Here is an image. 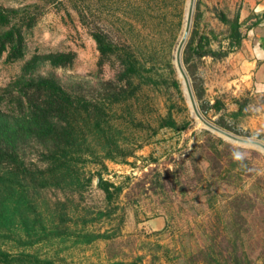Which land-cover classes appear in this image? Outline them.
Wrapping results in <instances>:
<instances>
[{
  "label": "rangeland",
  "instance_id": "374dc122",
  "mask_svg": "<svg viewBox=\"0 0 264 264\" xmlns=\"http://www.w3.org/2000/svg\"><path fill=\"white\" fill-rule=\"evenodd\" d=\"M65 1L64 6L42 8L36 25L27 35L25 58L34 52L74 50L76 59L71 67L46 65L39 73H52L65 86L75 82L93 85L99 78L96 67L98 53L95 42L80 23L73 6L81 8L92 21L99 17L101 11L109 16L110 12L106 10L109 5H100L103 0ZM200 1L198 28L212 38L211 47L214 49L227 43V26L218 19L215 10H222L229 17L238 13L244 38L253 26L255 13L252 6L257 0ZM34 3H40V0H0L4 7ZM160 3L164 10L153 11V21L145 18L139 31L131 34L136 44L152 47L159 72L167 74L165 62L168 59L173 63V76L180 82L187 106V111L182 110L176 118L190 119V126L179 131L163 128L154 135L134 133L137 145L141 144L134 148L132 156L123 160H105L104 165L85 164V171L95 174L99 169L104 180L121 185L122 190L109 203L104 192L95 186L96 177H93L83 197L72 198L79 205L76 214L89 210L87 218H92V222L84 227L79 221L69 224L75 230L105 232L108 238H98L85 244L77 242L75 236H69L34 244L27 247V251L71 264H108L114 260L129 262L138 257L144 264H216V260L224 264L228 250L233 248L234 256L242 262L246 259V264H264V148L260 146L264 145V96H254L251 86L247 85L251 81L249 74L252 68L244 66L247 63L243 64L247 56L244 54L242 58L238 54L245 45L242 43V47L221 59L203 57L198 61L205 99L210 104L215 100L224 104L219 112L210 109L204 117L194 98L201 115L198 117L176 62L190 0H161ZM181 8L183 19L181 27H178L177 14ZM181 52L182 48L180 59ZM22 62L0 59V92L19 74ZM181 65L185 71L182 60ZM112 73L108 67L103 76L110 77ZM147 92L145 101L148 105L144 110L145 114H151L149 116L165 113L168 104L176 103L177 109L180 106L172 88L161 85ZM236 100L243 102L244 106L233 115L239 106ZM2 108L8 110L9 107L2 104ZM14 108L11 107L12 110ZM219 115L238 132L217 126L215 121ZM24 155L28 160L38 162L33 147H27ZM207 183L213 191L211 194L204 187ZM57 199H64L58 190L41 192L43 206H46L45 202ZM43 210L46 215L48 210L46 207ZM98 210L111 213L95 218ZM4 247L16 249L12 243H6Z\"/></svg>",
  "mask_w": 264,
  "mask_h": 264
},
{
  "label": "trees",
  "instance_id": "16d2710c",
  "mask_svg": "<svg viewBox=\"0 0 264 264\" xmlns=\"http://www.w3.org/2000/svg\"><path fill=\"white\" fill-rule=\"evenodd\" d=\"M160 1L103 0L99 4L109 5L106 9L110 12L109 16L101 11L99 17L92 21L81 8L73 6L80 23L95 42L99 78L93 85L75 82L68 86L52 73L40 74L39 71L46 65L52 68L71 67L76 59L74 50L34 52L25 58L27 35L36 25L42 8L64 6L66 1L40 0V3L21 7L0 4V59L3 57L6 62L23 61L19 74L0 92V264H71L41 257L26 248L69 236H75L77 242L85 244L98 238H108L105 232L75 230L69 224L79 221L84 227L92 222V218H87L89 210L76 214L79 205L72 198H82L93 177H98L97 188L104 192L109 203L122 190L121 185L104 180L99 169L95 174L85 171V164L104 165L105 160H123L132 156L134 148L141 144L137 145L134 133L154 135L163 128L179 131L190 126V119L176 118L182 110L187 111V106L180 82L173 76V63L168 59L165 62L167 74L159 72L152 47L136 44L131 34L139 31L145 18L153 21V11L164 10ZM200 3V0L194 2L181 60L199 111L206 117L210 109L219 112L224 104L220 100L210 104L205 99L198 61L203 57L221 59L228 56L241 46L244 33L238 13L229 17L226 12L215 10L218 19L227 26V43L226 46L212 48V38L198 28ZM113 5L116 6L112 13ZM177 15V24L181 27L182 8ZM108 67L113 73L104 77ZM161 85L175 91L180 106L177 109L176 103L168 104L165 113L149 116L151 114H145L144 110L148 105L145 101L147 91ZM2 104H7L8 110H4ZM238 104L233 115L244 106L243 102ZM13 106L15 110L11 109ZM215 123L221 128L238 132L222 115ZM27 147L35 149L38 162L26 158ZM209 186L208 183L204 185L211 194L213 191ZM45 189L60 191L64 199L45 202L46 206H43L40 198ZM44 207L48 210L46 215ZM110 213L98 210L95 218ZM6 243H12L16 249L5 248ZM227 254L224 264H246V259L242 262L234 256L233 248ZM108 264L144 263L138 257L129 262L114 260ZM216 264L223 263L216 260Z\"/></svg>",
  "mask_w": 264,
  "mask_h": 264
},
{
  "label": "crops",
  "instance_id": "0c3cea01",
  "mask_svg": "<svg viewBox=\"0 0 264 264\" xmlns=\"http://www.w3.org/2000/svg\"><path fill=\"white\" fill-rule=\"evenodd\" d=\"M253 11L255 14L253 18V26L248 31L246 37L243 39V47L239 55L247 60L244 66L250 65L252 68L250 72V79L248 87L251 86V94L258 97L264 96V0H257L254 2ZM242 47V44L241 46Z\"/></svg>",
  "mask_w": 264,
  "mask_h": 264
},
{
  "label": "water",
  "instance_id": "95a60500",
  "mask_svg": "<svg viewBox=\"0 0 264 264\" xmlns=\"http://www.w3.org/2000/svg\"><path fill=\"white\" fill-rule=\"evenodd\" d=\"M192 7H193V0H190V6H189V10H188V15H187V20H186V25H185V31H184V35L182 37V39L180 40L179 42V45L177 47V51H176V62H177V66L183 76V79L185 81V84H186V88H187V92H188V96L190 98V102L193 106V110L195 112V114L198 116V117H201V115L198 113L197 109H196V106H195V101H194V96H193V92H192V89H191V85L189 84V80H188V76L187 74L185 73V71L183 70L182 68V65H181V59H180V50L182 48V45L184 43V40L187 36V33H188V29H189V26H190V22H191V11H192ZM261 147L264 148V145H260ZM95 186H97L98 184V177L95 176Z\"/></svg>",
  "mask_w": 264,
  "mask_h": 264
},
{
  "label": "bare ground",
  "instance_id": "6f19581e",
  "mask_svg": "<svg viewBox=\"0 0 264 264\" xmlns=\"http://www.w3.org/2000/svg\"><path fill=\"white\" fill-rule=\"evenodd\" d=\"M184 35V34H183Z\"/></svg>",
  "mask_w": 264,
  "mask_h": 264
}]
</instances>
